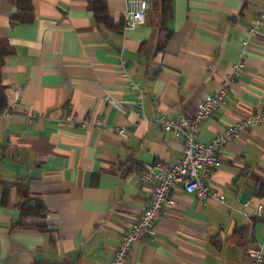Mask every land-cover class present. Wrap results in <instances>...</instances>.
<instances>
[{"label": "crops", "instance_id": "0c3cea01", "mask_svg": "<svg viewBox=\"0 0 264 264\" xmlns=\"http://www.w3.org/2000/svg\"><path fill=\"white\" fill-rule=\"evenodd\" d=\"M90 1L33 0L34 20L10 25L13 0H0V264L108 263L146 205L144 165L182 155L181 138L149 119L192 115L242 52L244 70L197 135L242 124L208 179L222 201L176 188L126 264H250L247 248L264 251V118L249 121L264 111V0H147L157 9L133 30L121 25L126 0H104L112 28ZM35 199L46 213L15 225Z\"/></svg>", "mask_w": 264, "mask_h": 264}, {"label": "built area", "instance_id": "2783aa9c", "mask_svg": "<svg viewBox=\"0 0 264 264\" xmlns=\"http://www.w3.org/2000/svg\"><path fill=\"white\" fill-rule=\"evenodd\" d=\"M147 0H126L123 14V28L133 30L144 22ZM248 41L243 43L247 47ZM246 57L241 53L240 60L233 66L232 71L221 84L218 91L200 101L194 113L190 116L178 114L170 116L156 113L149 120L157 124L162 130L180 137L183 143L182 155L176 162L169 164L163 160L144 165L138 174L140 185L147 191V202L138 218L119 238L111 260L106 264H126L134 243L142 242L153 233L157 218L165 207L176 204L173 191L176 188L191 194L198 199L215 197L222 201L223 196L212 192L209 186V176L213 169L221 164L220 152L228 140L239 137L242 124L235 122L217 133L209 142H202L197 135L202 122L216 110L226 98L230 82L244 70ZM105 99L111 105L118 106L109 96ZM264 118V111L254 113L249 119L256 123ZM97 126H104L103 120L95 121ZM256 214L264 218V202L257 205ZM250 264H264V251L258 247L246 249Z\"/></svg>", "mask_w": 264, "mask_h": 264}, {"label": "trees", "instance_id": "16d2710c", "mask_svg": "<svg viewBox=\"0 0 264 264\" xmlns=\"http://www.w3.org/2000/svg\"><path fill=\"white\" fill-rule=\"evenodd\" d=\"M33 0H13L15 9L9 15L10 25L14 24H27L31 23L34 20V10L32 5ZM162 5L169 8V0H162ZM90 8L93 11L94 20L96 23H101L108 27H111V18L107 13V8L104 3V0H92L89 3ZM123 18V16H122ZM121 25H123V19H121ZM116 26L113 27V29ZM118 29V28H116ZM7 96L6 89L2 83V77L0 75V113L7 106ZM256 195L259 197H264V179L259 184V189L256 192ZM7 192H3V203L6 201ZM46 213V208L43 205L42 201L35 199L33 203L29 201L23 202L20 205V220L16 222L15 225H24L25 223L21 219L30 217V216H43Z\"/></svg>", "mask_w": 264, "mask_h": 264}, {"label": "water", "instance_id": "95a60500", "mask_svg": "<svg viewBox=\"0 0 264 264\" xmlns=\"http://www.w3.org/2000/svg\"><path fill=\"white\" fill-rule=\"evenodd\" d=\"M154 3H155V7H153ZM154 3H151V4L148 3V8L152 7V9H157L156 2H154Z\"/></svg>", "mask_w": 264, "mask_h": 264}]
</instances>
